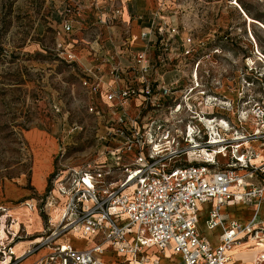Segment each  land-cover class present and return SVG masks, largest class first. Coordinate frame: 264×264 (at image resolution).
I'll return each instance as SVG.
<instances>
[{
  "label": "built area",
  "instance_id": "2783aa9c",
  "mask_svg": "<svg viewBox=\"0 0 264 264\" xmlns=\"http://www.w3.org/2000/svg\"><path fill=\"white\" fill-rule=\"evenodd\" d=\"M110 14L105 19L100 16V21L112 22L121 7L113 5ZM160 14V10L154 13L155 17ZM162 19L166 30L160 27V35L166 32L168 40L179 35L178 27L169 26L165 16ZM150 22L141 31L144 45L130 52L131 66L117 52L112 58H101L109 66L110 80L99 65L82 71L89 95L106 108L89 106L102 124L99 160L76 172L80 176L73 203L76 217L68 226L84 236H100L102 241L86 249L60 244L50 262L108 264L103 259L108 244L130 255L135 264L143 263L142 255L151 246L161 252L171 248L181 255V264H229L236 246L264 239L258 209L246 224L229 220L222 211L225 205L264 203V156L250 144L261 141L264 146V74L243 79L237 106L224 94L198 88L194 73L190 88H181L180 79L167 82L164 74L154 71L149 48L155 20ZM72 30L66 21L58 34ZM168 42L162 39L164 45ZM94 43L102 50L99 39ZM57 45L66 49L62 40ZM194 45L191 36L183 38L186 55ZM67 52L70 61L77 60L73 52ZM260 61L264 64L263 55ZM256 84L258 92L253 88ZM231 107L237 108V120L228 114ZM120 175L123 179L118 182L106 183V178ZM208 203L212 204L208 228L222 229L217 246L198 229L200 207ZM259 262L264 264V254Z\"/></svg>",
  "mask_w": 264,
  "mask_h": 264
},
{
  "label": "rangeland",
  "instance_id": "374dc122",
  "mask_svg": "<svg viewBox=\"0 0 264 264\" xmlns=\"http://www.w3.org/2000/svg\"><path fill=\"white\" fill-rule=\"evenodd\" d=\"M236 1L155 0L161 14L147 18L155 20L153 40L158 37L157 44L149 48L155 73L164 74L167 82L180 79L181 88L194 85V73L198 88L212 89L239 105L237 95L243 79L254 80L256 74H264L260 61L264 56V0ZM134 4L129 1L130 6ZM112 6L99 0H0V264H20L43 249L48 253L33 264H55L49 261L51 255L60 244L68 243L69 236L78 234L68 226L76 217L73 203L80 177L76 172L99 160L98 135L102 130L101 119L89 106L101 109L106 105L89 95L81 80L83 62L70 61L67 50L79 57L84 40L99 39L101 46L108 43L106 51L112 52L109 43L115 34L111 27L124 25L122 13L112 22L100 21V16L109 18ZM243 11L261 23L248 22ZM162 16L169 26L178 27L175 38L168 40L166 32L160 35V27L166 30ZM66 21L73 30L59 35ZM188 36L195 45L186 55L183 38ZM162 39L169 41L168 45ZM61 40L64 50L58 49ZM130 52L137 48L126 53L128 66L132 65ZM253 88L258 92L257 84ZM228 114L238 119L236 107ZM245 128L252 130L248 123ZM250 144L264 149L261 141ZM38 163H52L53 172L44 177ZM121 179L122 175L106 178V183ZM44 180L43 188L35 183ZM58 182L70 198L65 203L69 207L65 218L61 206L65 196L55 194ZM206 207H200L201 233L216 243L215 231L206 226ZM239 209L231 210L230 216ZM263 240H251L239 252L264 246ZM263 254L264 250L256 251L250 261L237 260L236 264H261L258 259Z\"/></svg>",
  "mask_w": 264,
  "mask_h": 264
},
{
  "label": "crops",
  "instance_id": "0c3cea01",
  "mask_svg": "<svg viewBox=\"0 0 264 264\" xmlns=\"http://www.w3.org/2000/svg\"><path fill=\"white\" fill-rule=\"evenodd\" d=\"M85 1L88 2L89 0H85ZM99 1L101 2V4H106V5L111 4V6L112 4L119 5L121 7V13H122V18L124 20L123 21L124 25L121 27H118V26L111 27V28H114L113 32L115 34L114 40L112 41V43H109V45L112 47L111 49L113 50L112 52L106 51L107 49L106 45L108 43L103 44L102 42L103 46L101 47L105 49V50L103 49L102 51L101 48H98L95 46L96 43H94L93 39L91 40L86 39L84 40L86 41L84 43L85 47L81 46V48L84 49L83 50L84 52L79 54V57H77V60L79 59L80 62H83L84 69L90 68L95 65L101 66L102 70L105 73V77L110 80V78L108 77L109 76V66L102 64L101 58L103 57L112 58L115 55H117V52H120L121 50L122 52L120 53L122 54V56L125 57L127 55L126 53L130 49H133L136 47H139V48L142 47L144 45V42L141 39L140 35H141V31L144 30V28L146 27H141L140 25L141 23L138 18L141 16L144 18H149L157 10H156V5L154 3L155 0H134L135 1L134 6L129 5V1L131 0H99ZM163 12H165V10H163ZM126 30H129L128 34H125ZM72 45H73L72 43L69 44V46H72ZM263 150H261V152ZM37 166H38L37 168H40V170L38 171L40 173L41 172L44 173L43 174L44 177L46 174L53 172V169H54V165L52 163H47V165L45 166L38 163ZM45 180L42 182V184L38 182H35V183L39 188H43L46 182ZM55 194L58 196V198L63 196L58 191L57 192L55 191ZM67 201L68 199L67 197H65V200L61 206L66 207L65 203ZM207 206L208 208L207 207L206 208L209 211V209L212 207V204L208 203ZM252 206H253L252 211H249L250 207L252 208ZM56 207H57L56 205H53L54 209ZM223 208H225L222 211L224 212L226 218H228L229 220H232V219L239 220L243 224L248 223L252 219L256 209H258L259 213L263 215L262 216L263 218L259 219V221L262 223L264 222V203L258 207L255 206L254 204H235V205H225ZM236 208H240V209L237 210L235 213L231 212V216H230L229 212ZM202 211L203 210H201V212ZM207 216H208V212H207ZM200 218L201 216L199 217V221H198V229H199L200 234L203 237H205L212 244V246L219 245L222 239V229L220 227H217L215 229H210L208 228L207 223H206V226L208 229H210L211 231H215L212 233V235L217 237L218 241L214 243L210 241L204 234L201 233L203 229L200 227L201 226ZM206 221H207V217H206ZM130 238L132 239V237ZM67 241L70 245L75 246L78 249H86V248H90L94 246L97 242L102 241V238L100 236H94V235L84 236L81 233H78V234L76 233L74 235L69 236ZM250 241L251 240L246 241L242 243L241 245H238L234 248L235 251L234 250L232 251V259L229 262V264H236L237 260H242L244 263H246L254 257V254L256 253V251L264 250V246L260 245L257 249H252V250L243 249L245 251L243 253L245 254L239 252V251H242L240 250V248H242L243 245L248 244ZM105 247L107 249L103 255V259L108 264H132V261H130L131 260L130 255H122L118 253L115 249H113L112 247H108V244H105ZM246 251H251V252L248 253ZM47 253L48 251L45 249L40 250L38 253H34L30 255L29 257H27L20 264H33L36 260L42 258ZM142 260H143L142 264H170V263L181 264L182 257L180 254L174 253L171 248H168L165 252H161L156 246H151L145 249L144 254L142 255Z\"/></svg>",
  "mask_w": 264,
  "mask_h": 264
},
{
  "label": "bare ground",
  "instance_id": "6f19581e",
  "mask_svg": "<svg viewBox=\"0 0 264 264\" xmlns=\"http://www.w3.org/2000/svg\"><path fill=\"white\" fill-rule=\"evenodd\" d=\"M236 4H239V1L237 0L236 1ZM244 12V17L246 18V20L248 21V22H250V23H261L260 21H258V20H256V19H254V18H252L251 16H249L245 11H243ZM263 28H264V25L262 24L261 25ZM197 75H198V72H197ZM194 77H196V76H194ZM196 82H197V80L196 79H194ZM260 156H264V150L261 152V154H260ZM63 180V178H61L59 181H62ZM87 181L90 183V184H92V181L90 180V179H87ZM58 184V187L56 188V190L61 194V195H63V196H65V197H67V199L69 200L70 198H69V196H66V195H64L63 194V192H62V190H61V183H57ZM225 208H222V210H224ZM63 213L65 214V215H63V218H65V217H67L68 216V214H69V207L68 206H66L63 210ZM125 217H126V214H123V218L125 219ZM130 237H132V236H130ZM129 237V238H130ZM252 240H255V239H252ZM263 240V239H262ZM259 245V244H258ZM235 251V250H234ZM255 256V255H254ZM132 257H134V256H132ZM132 259H134V258H132ZM260 259V258H259ZM259 259H258V261H259ZM257 261V260H256ZM132 264H135V261H132ZM256 264H258V263H256Z\"/></svg>",
  "mask_w": 264,
  "mask_h": 264
},
{
  "label": "trees",
  "instance_id": "16d2710c",
  "mask_svg": "<svg viewBox=\"0 0 264 264\" xmlns=\"http://www.w3.org/2000/svg\"><path fill=\"white\" fill-rule=\"evenodd\" d=\"M247 14H248V13H247ZM248 15H249V14H248ZM148 19H149V18H148ZM257 20H258V19H257ZM140 23H141V24H140L141 27H146V26H148V24L150 23V20L148 21L147 18H145V20L142 21V22H140ZM157 38H158V37L156 36V39L153 41V45H156V44H157V41H158ZM136 48H137V51L141 49V47H140V48H139V47H136Z\"/></svg>",
  "mask_w": 264,
  "mask_h": 264
}]
</instances>
